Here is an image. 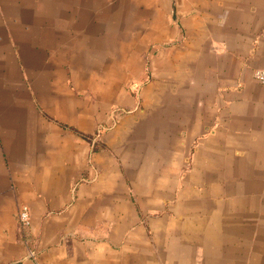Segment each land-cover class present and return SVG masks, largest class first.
Instances as JSON below:
<instances>
[{"label": "crops", "instance_id": "crops-1", "mask_svg": "<svg viewBox=\"0 0 264 264\" xmlns=\"http://www.w3.org/2000/svg\"><path fill=\"white\" fill-rule=\"evenodd\" d=\"M61 1L0 0V264L247 262L246 244L218 221L189 227L185 220L190 240L173 231L177 205L175 216L158 215L169 185L140 192L134 180L131 191L120 145L98 125L96 105L83 111L66 42L59 27L51 29ZM148 4L164 13L165 35L186 38L199 61L203 145L264 151V85L253 76L264 69V0ZM22 207L27 224L19 220ZM162 229L170 235L167 257Z\"/></svg>", "mask_w": 264, "mask_h": 264}, {"label": "rangeland", "instance_id": "rangeland-1", "mask_svg": "<svg viewBox=\"0 0 264 264\" xmlns=\"http://www.w3.org/2000/svg\"><path fill=\"white\" fill-rule=\"evenodd\" d=\"M149 2L62 0L55 7L51 29L59 27L66 42L83 111L96 105L98 125L113 131L131 191L134 180L140 192L158 181L169 185L162 188L165 209L158 215L175 216L177 205L179 228L173 231L190 240L185 220L189 227L218 221L226 234L246 244L244 264H264V151L203 145L206 91L199 61L186 38L165 35V15L155 13ZM195 159L198 170L190 183ZM161 239L167 257V230L162 229Z\"/></svg>", "mask_w": 264, "mask_h": 264}, {"label": "built area", "instance_id": "built-area-1", "mask_svg": "<svg viewBox=\"0 0 264 264\" xmlns=\"http://www.w3.org/2000/svg\"><path fill=\"white\" fill-rule=\"evenodd\" d=\"M254 79L264 85V69H257L254 71ZM19 220L23 224H27L29 222V212L27 207H22L19 212Z\"/></svg>", "mask_w": 264, "mask_h": 264}]
</instances>
